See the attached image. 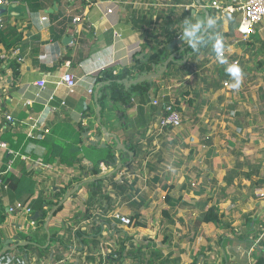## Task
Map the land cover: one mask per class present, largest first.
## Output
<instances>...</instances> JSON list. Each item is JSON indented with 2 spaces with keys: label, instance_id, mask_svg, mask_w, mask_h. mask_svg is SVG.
<instances>
[{
  "label": "crops",
  "instance_id": "0c3cea01",
  "mask_svg": "<svg viewBox=\"0 0 264 264\" xmlns=\"http://www.w3.org/2000/svg\"><path fill=\"white\" fill-rule=\"evenodd\" d=\"M184 1L188 0L180 3L175 0H10L3 7L6 11L0 15L2 28L13 26L21 40L8 50L0 45V142H4L1 136L5 131L14 139L23 135V141L18 151L7 143L5 147L0 145V173L8 172L19 177L27 172L36 185L34 194L27 201H24L26 194L22 199L12 196L14 201H11V197L4 193L5 188H0V203L4 208L1 240L15 236L17 240H24L22 236L32 235L43 210L45 224L52 207L47 203L39 209L30 206V201L39 193L50 201L56 199L54 194L65 189L62 199L66 192L79 184L75 194L64 201L61 209L58 207L57 212L52 213L44 226L49 236L53 234L52 239L46 238L44 244L31 241L42 250H35L31 258L25 255L26 252L12 250L5 256V264H190L193 261L195 264H264V212L258 201L255 208L250 206L242 223L228 218V226H222L223 229L213 223H202L199 227L193 224L191 227L190 219L193 221L199 212L201 199H198L199 195L187 192L183 197L187 204L171 212L172 223L165 218L153 220L148 217V213L157 211L151 192L157 188L163 190L161 185L167 183L162 181L160 187H153L168 176L162 174L159 164L162 162L161 146L166 144L163 138L170 129L158 128V117L164 98L173 101L172 78L158 80L144 95L142 91L132 92L131 104L121 108L113 105L109 97L105 99L100 113L101 123L110 134L109 140H103L101 131L97 134L100 127L95 114L99 104L93 96L95 77L107 69L113 74L123 71L133 74L140 63L147 62L153 49L164 46L167 50L174 38L194 30L183 43L191 45L204 27L205 14L194 0H190L191 3ZM211 1L224 8L232 5L234 0H201V4L207 8L210 23V13H214V21H219L214 28H219L221 33L227 32L229 20H232L233 28L237 30L240 12L216 10L209 7ZM170 35L174 36L167 42ZM66 37L69 39L65 40ZM174 50L177 51L178 47ZM2 54L6 57L1 58ZM11 60L19 64L16 76L10 66ZM195 62H189L185 75L181 76L182 93L186 98L183 101L188 109H192L186 114L193 121L192 129L204 131L205 124L210 128L214 121L213 97L222 99V85L227 81H222L221 87L214 89L206 82L215 76L203 79L205 93H201L199 67ZM64 73H71L76 80L72 93L60 83ZM124 79L130 80L128 77ZM40 80L45 81L43 86L37 84ZM189 101L194 102L190 105ZM7 114L13 118L12 122L5 121ZM82 119L83 128L80 129ZM97 135L101 137L98 144L103 142L114 149L118 166L100 160L97 165L99 173L94 174L91 171L93 162L89 158L94 159L96 155L88 148L91 146L88 140ZM112 135L127 149L130 144L140 143L139 156L127 164L129 160L125 152L123 154L116 148L117 142ZM72 142H77L84 152L81 162L66 166L58 158L53 163L43 161L48 146L57 149L60 143ZM143 151L146 152L144 159ZM159 152L161 155L155 168L152 169L154 165L148 167ZM42 164H49L52 169L43 170ZM119 164L121 169L113 179L103 181L104 197L88 204L89 189L85 181L110 175ZM155 178L159 181L156 182ZM126 182L130 185L119 187ZM141 182L145 185L141 186ZM148 189L153 190L148 192ZM16 201L31 208L25 218L7 212V207ZM127 202L134 207L126 208ZM165 207L161 205L160 211ZM115 211L131 220L130 215L134 214L133 224L123 225L112 217ZM240 211H245L243 206ZM35 212L37 217L33 218ZM30 220L34 224L22 229ZM136 220L143 226L134 225Z\"/></svg>",
  "mask_w": 264,
  "mask_h": 264
},
{
  "label": "rangeland",
  "instance_id": "374dc122",
  "mask_svg": "<svg viewBox=\"0 0 264 264\" xmlns=\"http://www.w3.org/2000/svg\"><path fill=\"white\" fill-rule=\"evenodd\" d=\"M247 40L248 42L243 43L244 40L225 36L220 43L224 44L221 49L224 57H211L208 63L198 68L201 93H205L203 79L215 76V68L222 62L227 65V70L232 75V79L222 85L223 92L220 93L222 99L217 100L213 97L212 107L215 113L210 128L199 122L198 124L203 125L205 130L192 129L193 121L186 116L192 109H188L184 102L186 98L182 93L184 88L182 78L179 76L172 78V96L178 98L179 95L182 96L179 101L182 124L166 131V137L163 138L166 144L161 146L162 162L159 167L162 174L167 173L168 176L161 179L158 186H153L160 187L162 181H167L166 184L173 183L175 186L170 193L175 196L182 193L183 197L186 191L181 190L180 186L185 181L191 183L195 191L202 186L205 191L198 199L203 200L202 198L211 196L209 203L219 201L220 210L227 212L223 218L224 223L218 224L222 229L228 218L242 223L250 206L255 208L254 205L257 206L260 202L261 208L263 207L260 194L264 192V46L261 47V41L264 40V20ZM234 60L237 64L231 67ZM236 68H239L238 75L234 74ZM208 137L212 141L211 146L206 143ZM246 160L261 164L258 176L252 174L250 178H246L240 174L250 170L245 163ZM228 177L231 178L230 182L226 179ZM129 185L130 183L126 182L125 186ZM144 185L145 183L141 182V186ZM148 185L151 186V182ZM152 190L148 189V192ZM156 190L151 192V200L155 202L153 205L157 211L153 214L148 213V217L153 220L161 219L160 206H167L162 197L164 190L161 188ZM187 193L193 195L192 192ZM242 206L245 211H240ZM133 207L131 202H127L126 208ZM237 211H240V214ZM130 216L134 221L135 215L131 213ZM190 221L193 227L194 220Z\"/></svg>",
  "mask_w": 264,
  "mask_h": 264
},
{
  "label": "trees",
  "instance_id": "16d2710c",
  "mask_svg": "<svg viewBox=\"0 0 264 264\" xmlns=\"http://www.w3.org/2000/svg\"><path fill=\"white\" fill-rule=\"evenodd\" d=\"M182 0H175L176 3H180ZM191 3L190 0L184 1ZM211 16V23L209 24V28L206 31V33L199 39V41L191 46L188 45L182 52H180L179 56L175 58L174 61H171L167 65V69L154 81L151 80H145L143 82H139L136 84H132L130 86H125L122 80L126 77L131 79L136 78L140 74H149L155 72L150 63L154 62L157 66H161L163 64V61L169 56V52L165 49L164 46H162L159 49H153L150 54H148V60L147 62L140 63L139 67H137L136 71L129 72V71H123L120 74H113L110 69L104 70L100 72L94 79V83L96 86L101 85L100 87V95L97 99V103L103 107L104 100L109 97V99L112 101L113 105L117 104L121 108V106H127L130 105V99L131 94L134 91H142V95L146 94L151 88L154 87L155 83L158 80L162 79H170L179 76L185 75V68L187 67L188 63L191 62L192 64L195 62L197 67H200L201 65H205L210 61L211 57H217L219 52H221L222 47L224 44L222 43L223 36H227V38H236L239 40L240 35L239 32L236 30V28H233L232 20H229V28L227 32L221 33L219 28H214L215 24L219 23V21H214V13H210ZM172 34V33H171ZM174 35H170L169 38H167V42L170 41L172 38H170ZM21 38L20 34H18L13 26H6L2 29H0V45L5 49H11L16 47L18 44H20ZM221 40V42H219ZM219 42V44H218ZM248 41H244L243 43H246ZM264 46V40L261 41V47ZM199 55H202V58L198 59ZM224 57V55L222 56ZM233 57V55H231ZM186 59L185 62H182L181 59ZM219 62V61H218ZM10 66L12 68L13 74L16 76L18 74L19 64L15 60L10 61ZM156 66V68H157ZM216 73L215 77L211 80L207 81V85H211L214 89H219L221 86L222 81H228L232 79L231 73L227 70V65L225 63H221L218 67L215 68ZM191 70H189L190 72ZM129 80V79H128ZM153 80V79H152ZM109 81L108 84L105 82ZM264 91V90H263ZM180 98L174 97L173 102L176 109H178L181 112L180 105V99L182 96L179 95ZM263 97V95H262ZM170 101V98L165 97L163 102L167 103ZM194 101H189V104L192 105ZM102 112V109H101ZM83 119L80 122V129L83 128ZM171 128H165V130H168ZM97 134H100L99 128H97ZM23 135L17 136V139H14L12 135L9 134L8 131H5L3 135L1 136V140L4 141V143H7L11 148L18 151L21 148V144L23 141L22 138ZM77 142H80V139L77 140ZM77 142L72 143H60V145L57 147V149L54 148V146H48V149L46 151V154L44 155L43 161L47 163H53L56 158L59 159V162L66 165V166H73L75 163H79L84 158V152L81 150L80 146H78ZM206 143L211 146L212 141L208 137L206 140ZM90 150L95 151V158L91 159L93 162V168L92 172L94 174H98L99 170L97 169V165L100 160H102L106 164H110L113 161V158L115 156V151L111 146H105L103 148H96L95 146H89ZM128 149L133 152L132 156H128V153L125 152L126 158H128L129 164L131 161L135 160L139 153L141 152V146L140 143L135 142L134 144H130ZM122 152V151H120ZM144 154L143 159L146 156V152L143 151ZM123 153V152H122ZM124 154V153H123ZM161 153L155 154L153 157L154 160H150V163H148V167H152V169L155 168L157 161H159ZM152 157V158H153ZM142 159V158H141ZM158 159V160H155ZM156 163V164H155ZM245 163L249 166V171L246 172H240V174H243L246 178H250V175H256L258 176L260 174V163H254L252 161L246 160ZM121 169L117 168L114 172L110 173V175H104L96 177L95 179L86 180L85 184L88 186V204H94L98 199L102 198L104 194H102V186L103 181L105 179H113V177L119 172ZM227 181H231V178H226ZM156 182L159 181V178H155ZM2 181L6 185V188L2 189L6 190L4 193H7L9 197H11V201H14V198L22 199L24 194H26V198L24 201H27L33 194H34V187L36 185V181L30 176L29 173L23 172L19 177H15L14 175L10 173H5L2 175ZM175 185L172 184H162L161 187L165 191L164 195V201L166 202L167 206L161 210V216L162 218H165L169 222H173L171 217V212L175 211L178 207H181L183 205H186V201L183 198L182 193H180L178 196H175L170 193V191L173 189ZM119 187H125V185L121 184ZM1 189V190H2ZM181 190H185L186 192H192L194 195H202L205 191V189L200 186V189L198 191H195L191 183L184 182L180 186ZM222 190L224 188L222 187ZM65 192V189L63 191H59L58 193L54 194L56 196L55 200L46 201L44 197L41 196V193H39L38 197L30 201V206L33 209H39L41 208L43 203H47L48 206H51L56 204L60 197H62L63 193ZM75 194V193H74ZM13 196V197H12ZM104 197V196H103ZM128 198V197H127ZM203 200L200 201L199 204V212L194 218V226L199 227L202 223H213L215 225L223 224V218L224 213L220 210L218 206V201L215 204L208 205V202L211 201L212 197L208 196L205 198H202ZM62 206L59 207L61 209ZM4 208L2 206V203H0V225L4 221ZM57 212V211H56ZM55 212V213H56ZM42 217H39L37 220V229L35 232L30 236H20L21 239L24 240H30L37 244H44L46 242V238L48 234L45 231L44 228V219H45V211H42ZM164 219V220H165ZM134 225H141L143 226L142 222L139 220H136ZM224 226H228L227 223L224 224ZM53 234H50V239H52ZM2 246V240L0 235V248ZM48 248V247H47ZM15 249V250H14ZM12 249L15 252H26L25 255L27 257L32 256V253L35 250H42L41 247L36 246L34 244H27L18 246L16 248ZM12 250H8L4 252L0 256V264H5V256L10 254ZM47 250V249H46ZM16 254V253H15ZM190 264H195V261H193Z\"/></svg>",
  "mask_w": 264,
  "mask_h": 264
},
{
  "label": "built area",
  "instance_id": "2783aa9c",
  "mask_svg": "<svg viewBox=\"0 0 264 264\" xmlns=\"http://www.w3.org/2000/svg\"><path fill=\"white\" fill-rule=\"evenodd\" d=\"M10 0H0V7H5ZM209 7L215 8L219 11H228L230 13L239 11L241 14V20L239 24L237 25V31L239 32L240 38L239 40L248 41L247 39L254 34L256 27L263 22L264 20V0H234V3L232 5H228L226 7H221L219 4H217L216 1H211L209 4ZM108 12H111V9L108 10ZM78 19V18H76ZM3 26V19L0 17V29ZM115 37H118V34L115 33ZM223 56V51L219 52L218 57ZM6 54H2L1 58H5ZM231 67H235L237 64V61L234 60L231 62ZM45 83L44 80H40L37 82L39 86H43ZM60 83L65 85L69 93H72L74 91V87L76 85V80L74 76L71 73H64L61 77ZM89 93H92V90H89ZM154 104H158L157 101L153 102ZM6 122H12L13 118L10 115L4 116ZM182 124V117L181 113L178 109L175 108L174 102L169 101L167 103H163L161 105V111L158 117V128L161 130L165 128H171L170 130L180 127ZM2 127V124L0 123V129ZM0 145L5 147L6 143L0 142ZM43 170L46 169H52L51 165L49 164H42L41 167ZM2 173H0V188H6V185L2 181ZM261 198L263 199V212H264V192H261L260 194ZM7 212L13 215L23 216L25 218L26 215L31 213V208L29 206H26L23 204V202L16 201L12 205L7 207ZM112 217L118 219L123 225L125 226H131L133 224V221L121 214L118 211H115L112 214ZM32 221L30 220L28 222V225L21 226L22 229H26L28 226L33 225Z\"/></svg>",
  "mask_w": 264,
  "mask_h": 264
},
{
  "label": "water",
  "instance_id": "95a60500",
  "mask_svg": "<svg viewBox=\"0 0 264 264\" xmlns=\"http://www.w3.org/2000/svg\"><path fill=\"white\" fill-rule=\"evenodd\" d=\"M196 2L197 5L200 6V8L203 10L204 14H205V17H204V27L203 29L197 34V36L195 37V39L191 42V46H193L196 41L201 37L203 36L208 27H209V23H210V17L208 16V11H207V8L206 6H204L203 4H201V0H194ZM5 8L3 7H0V15L3 14L5 12ZM200 22V21H199ZM194 30L193 31H187L186 33L182 34L179 38H174L168 45H167V50L170 52L169 56L163 61V64L158 68L156 69V64L152 63V67H153V70L155 72L153 73H149V74H140L138 75L136 78L134 79H131V80H126V79H123L122 82L124 83L125 86H130L132 84H136V83H139V82H143L145 80H152V79H155V78H158L166 69H167V65L169 62L171 61H174L175 58H177L180 54V52H182L186 47L187 45H183V43L187 40V37L190 35V34H193ZM66 39H69V37H66ZM176 47H178V50H174ZM142 56V54H141ZM183 60H185L183 58ZM106 84L109 83V81H106L105 82ZM100 87L101 85H98L96 86L94 92H93V96H94V99H95V102H97V99L100 95ZM100 110H101V107L100 105H97L96 106V110H95V114H96V123L99 125L100 127V131L102 133V137H103V140L104 141H108L109 140V137H110V134L107 132L106 128L102 125L101 123V113H100ZM87 135V134H86ZM112 137H114V139L116 140L117 142V145H116V148L122 152H126L128 153V156H132L133 155V152H131L130 150H128L126 148V146L122 145L121 143H119L117 141V139L115 138L114 135H112ZM101 137L100 136H95L94 139H90L88 140V143L91 145V146H100V147H104L105 144L102 142L100 144H98V141H100ZM116 161H117V157L114 156L113 158V161H112V165H116L118 166V164H116ZM113 168V172L115 170H117V168H119L121 165L119 164V167H116ZM78 186H75L72 190L68 191L65 193V195L63 196L62 199H60L56 204L52 205V209H51V212L50 214L46 217V221H45V224L44 226L46 227L47 226V222L49 221L52 213L55 212V210L60 207L64 201H66L69 197H71L77 190H78ZM33 218H36L37 217V212H35L32 216ZM49 235L47 236V239L49 240ZM32 243L31 241H28V240H17V236L13 237V238H7L5 240H2V247L0 248V256L8 251V250H12L18 246H22V245H27V244H30Z\"/></svg>",
  "mask_w": 264,
  "mask_h": 264
},
{
  "label": "clouds",
  "instance_id": "9594fccd",
  "mask_svg": "<svg viewBox=\"0 0 264 264\" xmlns=\"http://www.w3.org/2000/svg\"><path fill=\"white\" fill-rule=\"evenodd\" d=\"M234 74H236V75L239 74V68H236V69L234 70Z\"/></svg>",
  "mask_w": 264,
  "mask_h": 264
}]
</instances>
